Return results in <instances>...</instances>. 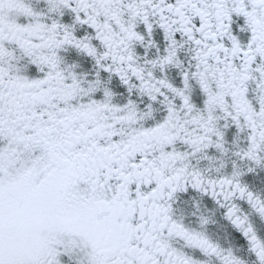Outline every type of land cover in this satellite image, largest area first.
<instances>
[{
    "label": "snow or ice",
    "instance_id": "obj_1",
    "mask_svg": "<svg viewBox=\"0 0 264 264\" xmlns=\"http://www.w3.org/2000/svg\"><path fill=\"white\" fill-rule=\"evenodd\" d=\"M0 264H264V0H0Z\"/></svg>",
    "mask_w": 264,
    "mask_h": 264
}]
</instances>
